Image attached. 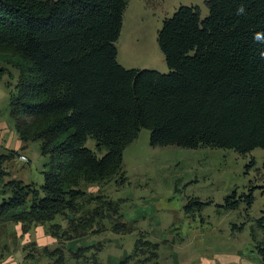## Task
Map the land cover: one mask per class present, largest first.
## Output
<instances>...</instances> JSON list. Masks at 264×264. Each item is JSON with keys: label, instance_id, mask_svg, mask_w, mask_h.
Returning <instances> with one entry per match:
<instances>
[{"label": "trees", "instance_id": "obj_1", "mask_svg": "<svg viewBox=\"0 0 264 264\" xmlns=\"http://www.w3.org/2000/svg\"><path fill=\"white\" fill-rule=\"evenodd\" d=\"M129 1L0 0V78L5 66L18 72L10 115L19 139L39 142L47 158L41 186L5 185L11 196L0 203V218L24 208L12 217L23 232L50 224L53 236L68 241L101 233L104 220L115 234L133 231L116 202L82 186L118 175L125 149L143 129L152 148L240 155L264 150V0H205L204 18L199 6L176 8L157 33L166 73L117 62L115 45ZM88 139L96 151L85 147ZM4 176L0 169V180ZM253 200L252 194L232 192L216 208L233 211L244 203L248 210ZM91 202L95 207L84 212ZM211 204L189 199L183 211L191 215ZM66 214L73 218L62 230L53 222ZM254 225L262 238L256 239L255 228L251 237L264 264V212ZM156 247L138 239L119 264L148 253L138 261H149ZM101 248L77 249L74 264H103ZM44 251L54 264L62 263L60 249Z\"/></svg>", "mask_w": 264, "mask_h": 264}, {"label": "rangeland", "instance_id": "obj_2", "mask_svg": "<svg viewBox=\"0 0 264 264\" xmlns=\"http://www.w3.org/2000/svg\"><path fill=\"white\" fill-rule=\"evenodd\" d=\"M204 1L133 0L128 5L130 7L125 9L121 32L115 45L117 62L122 61L119 65L125 69H147L163 73L162 71L167 69L164 57L162 64L156 60L163 55L157 46V33L162 22L179 6H199L201 18H204L207 15ZM149 49H152V52L147 54ZM94 146V141L88 139L85 147L93 149ZM101 153L103 151L97 152L98 156ZM32 166L35 168V181H40L38 174L40 166L37 160ZM42 183L43 179L40 184ZM35 186L39 187L37 184ZM82 187L90 190L93 196H101L103 200L116 202L118 215L123 219L125 216L136 217L139 220L136 225H141L143 221L156 220L158 223L154 224L168 226L171 224L170 227L179 224H176V217L181 215L197 217L203 223L210 220V217L217 216L221 211L216 205L223 204L224 198L232 192H235L237 197L252 194L254 200L250 208L247 210L245 204L241 203L236 210L227 213L224 221L229 223V226L221 225L220 228L221 236L232 248H235L249 242L250 236H248V228L246 235L234 229L232 225L249 223V226L253 225L255 228L254 234L257 237L260 234L254 225V220L264 212V150L255 149L248 154L240 155L234 151L211 148L196 150L175 146L152 148L149 145V131L143 129L137 139L125 149L122 168L118 175L97 186ZM189 199L212 204L197 213L186 215L183 206ZM94 207V202L88 203L84 207V212ZM84 212L78 215L82 216ZM72 218L73 215L66 214L56 217L55 220L62 224L67 220L65 227L60 225L62 230H66ZM103 224L110 226L107 220H104ZM45 226V230L52 233L50 225ZM141 240L143 241V238ZM59 241V245L65 242ZM57 249L61 250V264L75 263L71 253H68L64 246H59ZM33 250L30 246L26 254H30ZM148 254L140 255L135 262L140 263L138 260L142 261ZM35 264H54V258L45 255L44 251L43 255L35 254Z\"/></svg>", "mask_w": 264, "mask_h": 264}, {"label": "crops", "instance_id": "obj_3", "mask_svg": "<svg viewBox=\"0 0 264 264\" xmlns=\"http://www.w3.org/2000/svg\"><path fill=\"white\" fill-rule=\"evenodd\" d=\"M132 2L133 0H130L126 8L130 7L128 5ZM151 52L152 49H149L147 54ZM163 57L161 55V58H156L158 63L162 64ZM121 62L119 61L120 64ZM4 68L7 71L0 78V169L5 173V176L0 180V202L11 196V189L5 186L8 182L18 181L24 185L37 184L41 186L43 166L47 163V158L40 155V143L22 142L15 131V122L10 115L9 95L14 91L18 72L10 67L5 66ZM167 71L168 69L162 72L166 73ZM95 148L96 145L93 149H88L95 151ZM103 154L104 152L100 156ZM19 155L26 156L29 162L27 164L20 162ZM35 160L40 166L38 171L40 181H35L34 178L35 168L32 164L35 163ZM82 189L91 194L90 190L83 187ZM23 210L24 208L12 210L0 218V264H35V254L43 255L45 249L53 250L64 246L68 253H72L77 248H86L98 243L102 247L97 255L99 262L119 264L133 254L139 238L157 246L154 251L155 258L144 263H137L135 261L138 258L133 257L135 259L132 258L127 264H261L250 234V230L254 228L253 225L249 226L248 223L242 230H239L247 235L248 228L250 241L235 248H232L230 243L221 236V225L229 226V223L224 220L232 211L221 210L217 216L210 217V220L204 223L197 217L177 216L176 224H179L175 227H170L171 224L169 226L156 225L154 224L158 223L156 220L153 222L152 220L150 222L143 221L141 225H136V222L139 221L136 217L125 216L123 221L130 224L133 229L130 233L115 234L109 225L103 224L102 233L88 232L81 238L65 241L62 243L64 245H59L60 241L45 230V225L31 227L27 232H23L21 224L14 222L12 218ZM57 221L54 220L53 223H60L59 225L62 227L67 224V220H65V224ZM261 238L260 232L256 239L260 241ZM30 246L33 247L34 254L32 252L26 254V250ZM27 255H34V257L28 258Z\"/></svg>", "mask_w": 264, "mask_h": 264}, {"label": "built area", "instance_id": "obj_4", "mask_svg": "<svg viewBox=\"0 0 264 264\" xmlns=\"http://www.w3.org/2000/svg\"><path fill=\"white\" fill-rule=\"evenodd\" d=\"M18 160L24 164H27L29 162V160L27 159L26 156H23V155H19L18 156Z\"/></svg>", "mask_w": 264, "mask_h": 264}]
</instances>
